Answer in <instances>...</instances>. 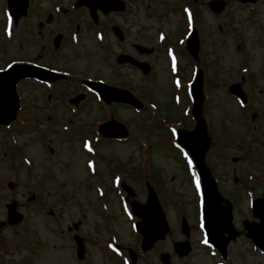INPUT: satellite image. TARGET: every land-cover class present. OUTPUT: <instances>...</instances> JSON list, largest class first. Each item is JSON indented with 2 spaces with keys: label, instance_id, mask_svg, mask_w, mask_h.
<instances>
[{
  "label": "rangeland",
  "instance_id": "obj_1",
  "mask_svg": "<svg viewBox=\"0 0 264 264\" xmlns=\"http://www.w3.org/2000/svg\"><path fill=\"white\" fill-rule=\"evenodd\" d=\"M209 1L127 3L121 13L126 38L121 53L152 65L151 73L144 76L138 67L121 63V88L143 102L139 109L124 103L100 108L93 96L79 89L66 92L68 99L84 92L78 106H64L59 90L50 105L46 93L27 89L31 92L24 94L26 100L36 98L37 104L27 105L20 120L27 111L39 118L25 129L20 123L0 126V144H12L0 146V221L8 220L7 204L13 201L23 216L19 223L0 227V264H121L107 252L105 241L115 235L125 256L128 249L139 246L141 237L135 233L129 205L146 203L147 182L160 198L170 229L164 240L139 257V264H161V252H169L173 264H264V255L245 235L243 225V220L254 219L251 199L264 195V0H224L220 12L210 9ZM193 27L199 41L195 57L186 50L190 33L179 39ZM168 43L175 47L168 48ZM27 49L31 56L37 54L36 46ZM4 58L0 49V66L7 61ZM67 60L74 70L83 69L84 61ZM109 62L102 72L116 80L110 68L116 65L115 57ZM198 68L203 71L204 116L212 139L206 163L220 192L231 200L233 222L241 231L229 243L225 261L206 243L197 217L199 174L174 136L178 128L196 125L187 90ZM233 85L245 92V104L229 90ZM110 115L128 128L127 139L101 137L99 124ZM61 124L69 128L67 132L61 131ZM18 132L16 139L22 145L7 137ZM84 147L89 148L84 151ZM9 182L13 187H8ZM183 215L191 226L192 250L179 257L173 244L187 238L181 232ZM74 222L85 247L80 258L68 230Z\"/></svg>",
  "mask_w": 264,
  "mask_h": 264
},
{
  "label": "flooded vegetation",
  "instance_id": "obj_2",
  "mask_svg": "<svg viewBox=\"0 0 264 264\" xmlns=\"http://www.w3.org/2000/svg\"><path fill=\"white\" fill-rule=\"evenodd\" d=\"M0 45L7 60L0 67L24 64L40 68L44 75L18 78L15 86L21 98L31 92L28 88L45 94L47 82L52 87L46 101L50 105L58 90L61 96L78 88L85 91L88 80L121 88V11L98 7L93 14L90 6L78 0H0ZM27 45L36 46L37 54L31 56ZM68 57L84 61L83 69L74 70ZM114 57L116 65L110 68L116 80L102 72ZM45 70L52 72L48 79Z\"/></svg>",
  "mask_w": 264,
  "mask_h": 264
},
{
  "label": "water",
  "instance_id": "obj_3",
  "mask_svg": "<svg viewBox=\"0 0 264 264\" xmlns=\"http://www.w3.org/2000/svg\"><path fill=\"white\" fill-rule=\"evenodd\" d=\"M209 6L216 12H219L223 9L224 2L222 0H212L209 2ZM122 7L123 5H121V8ZM189 48L193 54H196L198 50V40L196 33H194V35L189 40ZM126 59H129V57L123 55L121 56V60ZM202 85L203 81L200 72L193 85V95L196 101L193 113L197 118L198 124L191 132L184 130L180 131L179 140L191 151V155L195 159L197 167L202 176L205 229L207 231L209 241L218 247L223 256H226L227 245L231 239H235L239 235V231L236 230L233 224L232 203L228 199L224 198L219 192L217 183L211 174V170L205 163V156L211 145V138L207 131L205 119H203L201 114L204 99ZM230 90L231 92L243 97V99H246L239 86L233 85ZM119 99L128 103H132L136 106H141L134 96L125 90H121V96ZM100 129L105 136L122 137L128 134L126 127L116 121L105 123L101 125ZM133 206L135 213L144 219L142 223H139V230L144 236L143 248L149 249L157 239L165 238L166 233L169 231V224L166 220L163 210L161 209L153 188H150V196L146 205L142 206L134 204ZM253 208L254 216L258 217L260 222H244L248 231L247 236L251 237L257 245L264 249V197L256 199L253 202ZM9 216L11 223H16L22 219L23 216L18 214L16 211V203L9 205ZM183 230L185 233H189V228L185 219H183ZM175 249L178 251L179 255L182 256L189 253L191 250V245L188 241H180L175 244ZM133 259L135 264V255H133ZM162 260L166 264H170L169 254H163Z\"/></svg>",
  "mask_w": 264,
  "mask_h": 264
}]
</instances>
